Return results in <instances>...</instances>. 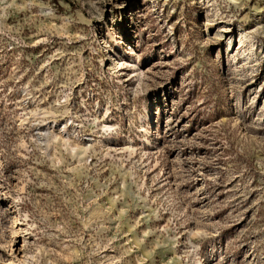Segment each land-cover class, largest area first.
I'll list each match as a JSON object with an SVG mask.
<instances>
[{
  "label": "rangeland",
  "instance_id": "374dc122",
  "mask_svg": "<svg viewBox=\"0 0 264 264\" xmlns=\"http://www.w3.org/2000/svg\"><path fill=\"white\" fill-rule=\"evenodd\" d=\"M0 264H264V0H0Z\"/></svg>",
  "mask_w": 264,
  "mask_h": 264
}]
</instances>
